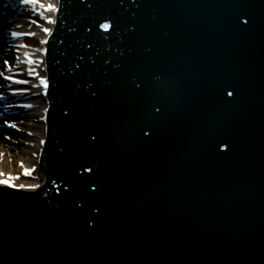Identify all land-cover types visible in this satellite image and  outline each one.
I'll return each instance as SVG.
<instances>
[{
	"label": "water",
	"instance_id": "1",
	"mask_svg": "<svg viewBox=\"0 0 264 264\" xmlns=\"http://www.w3.org/2000/svg\"><path fill=\"white\" fill-rule=\"evenodd\" d=\"M45 65L0 264H264V0H59Z\"/></svg>",
	"mask_w": 264,
	"mask_h": 264
},
{
	"label": "bare ground",
	"instance_id": "2",
	"mask_svg": "<svg viewBox=\"0 0 264 264\" xmlns=\"http://www.w3.org/2000/svg\"><path fill=\"white\" fill-rule=\"evenodd\" d=\"M40 4H42L43 7L37 6V5L27 7L30 10V12H29L30 15L28 16V18H25V20L22 22H23V26H25V27H27L29 25H31V27H34V28H30L31 36H33L34 40L41 41V43H42L44 41V39L46 38L45 37L46 34H43V35L37 34L36 33L37 28H47V29H49V32H50L53 24H47L46 21L49 19L54 21L56 11L48 12V11H46V7L48 5H52L54 8H57V6H56L57 0H40ZM0 13H3V11H0ZM36 18L39 19L40 21L36 20ZM33 21H35V23H33ZM37 22H39V24ZM21 27H22L21 25L15 26L16 29H19ZM31 43H32V41H31ZM23 44H25V43L23 42ZM23 44H21V45L17 44L18 47L16 48V50L14 52L16 54V57L19 58L20 60L26 59L25 62L28 65L35 66L34 62H38V59L40 60V56L42 54V48L40 46L39 47L33 46L34 51L28 50V49H30V46H32V44L30 45V41H29V42H26L27 46L25 45L27 49L21 50V48L24 47ZM38 86H39V84H38ZM28 103H27L26 107H28V108L30 107V109L32 111L31 115L33 117H38L43 112V107H41V104L39 102H28ZM31 115H29V116H31ZM28 123H30V122H28ZM28 123H25V124H28ZM34 128H35V131L37 132V137L42 141V124L36 123ZM3 139H6V137H4ZM30 147H33V149L35 151L34 154H36V155L33 154V156H37V154H39L40 145L35 143L33 146H30ZM26 170H31L29 165L24 166V172H23L24 178L26 180H29L30 176H32V171L30 172V175L25 176L24 173ZM0 173L3 174V175H0V179L5 180V181H9V178H11L10 183L15 185L14 184L15 179L12 177L11 174L10 175L5 174L1 169H0ZM39 184L40 183H35L32 186H30V185H28V187L25 186V188L26 189L27 188L37 189V186ZM0 186L6 187L4 185H0ZM22 191H28V190H22Z\"/></svg>",
	"mask_w": 264,
	"mask_h": 264
},
{
	"label": "rangeland",
	"instance_id": "3",
	"mask_svg": "<svg viewBox=\"0 0 264 264\" xmlns=\"http://www.w3.org/2000/svg\"><path fill=\"white\" fill-rule=\"evenodd\" d=\"M25 164H29L31 170H34L29 180H25L22 177ZM21 165H23V167ZM0 168L6 174H11L15 178L16 186L24 185L28 187V185L32 186L42 181V177L37 171V163L29 158V156L24 153V150L17 147L13 148L5 144H0Z\"/></svg>",
	"mask_w": 264,
	"mask_h": 264
},
{
	"label": "snow or ice",
	"instance_id": "4",
	"mask_svg": "<svg viewBox=\"0 0 264 264\" xmlns=\"http://www.w3.org/2000/svg\"><path fill=\"white\" fill-rule=\"evenodd\" d=\"M22 3H23L26 7H31V6H33V5H37V6H41V7H43V5L40 4V0H22ZM46 11H48V12H53V11L58 12L59 9H58V8H54L52 5H48V6L46 7ZM33 23H35V21H33ZM46 23H47V24H54L55 21L49 19V20L46 21ZM111 29H112V25H110V24L102 25V30H104V31H111ZM43 30H44L45 34H48V35L51 34V33L49 32V29L44 28ZM13 34L15 35V33H13ZM47 42H48V41H43V43H47ZM5 63H7V61H5ZM15 83H23V81H15ZM40 83H41L44 87H48V84H47L46 81L41 80ZM228 95H229V96H232L233 93H232V92H228ZM5 124H6L7 127H13V128L15 127L14 125L7 124V122H5ZM6 139H11V138H10V137H6ZM93 139H95V137H93ZM21 166L23 167V165H21ZM31 171H34V170H26L25 173H24L25 176L30 175V172H31ZM88 171H91V169H88ZM0 175H3V174L0 173ZM10 180H11V178H9V181H5V180L0 179V185H4V186L9 187V188H14L15 190H28V191H34V190H35L34 188H27V189H26L24 185H19V186L13 185L12 183H10Z\"/></svg>",
	"mask_w": 264,
	"mask_h": 264
}]
</instances>
